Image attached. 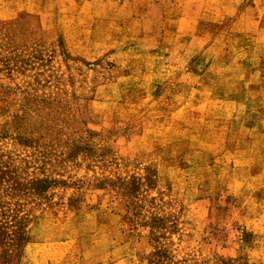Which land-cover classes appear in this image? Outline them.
<instances>
[{
    "label": "rangeland",
    "instance_id": "374dc122",
    "mask_svg": "<svg viewBox=\"0 0 264 264\" xmlns=\"http://www.w3.org/2000/svg\"><path fill=\"white\" fill-rule=\"evenodd\" d=\"M186 5L0 0V264H264V9Z\"/></svg>",
    "mask_w": 264,
    "mask_h": 264
},
{
    "label": "crops",
    "instance_id": "0c3cea01",
    "mask_svg": "<svg viewBox=\"0 0 264 264\" xmlns=\"http://www.w3.org/2000/svg\"><path fill=\"white\" fill-rule=\"evenodd\" d=\"M187 1V11L194 12L197 14H204V13H211L215 15L220 14H229V13H246L252 10V4L256 3V0L252 2L247 0V3H239L237 0H186ZM195 1V3L193 2ZM251 2V3H250ZM259 4V10L262 11L264 6L260 7L261 0H257V5ZM166 11V9H165ZM186 11V10H183ZM212 20L213 26H217L216 23L219 25V16ZM106 24V22H105ZM105 26V25H104ZM106 27V26H105Z\"/></svg>",
    "mask_w": 264,
    "mask_h": 264
}]
</instances>
